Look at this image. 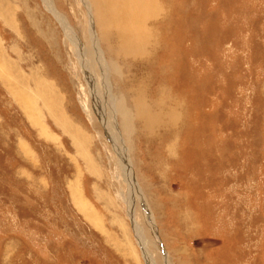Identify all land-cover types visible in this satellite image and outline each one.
<instances>
[{
    "label": "rangeland",
    "instance_id": "rangeland-1",
    "mask_svg": "<svg viewBox=\"0 0 264 264\" xmlns=\"http://www.w3.org/2000/svg\"><path fill=\"white\" fill-rule=\"evenodd\" d=\"M157 2L115 55L93 0H0V264H264V0Z\"/></svg>",
    "mask_w": 264,
    "mask_h": 264
},
{
    "label": "bare ground",
    "instance_id": "bare-ground-1",
    "mask_svg": "<svg viewBox=\"0 0 264 264\" xmlns=\"http://www.w3.org/2000/svg\"><path fill=\"white\" fill-rule=\"evenodd\" d=\"M157 1L158 0H93V4L95 7V11H96V17L98 21L97 23L99 24V27L101 28L102 37L104 39L106 38V40L107 39L109 40L110 37L116 36L117 46L118 47L121 46L120 48L117 49V51L113 50L115 55H116V52L117 54H123L125 52L126 54H133V53L141 54L142 51L145 52V50L147 49L149 45V37L147 34H143L146 28L144 25L147 19H151V18L156 17L157 15H160L159 13L161 11V5ZM48 7H49V10L52 12L49 4H48ZM61 26L63 27L65 33L70 38H73L72 31L69 29V27L64 21L61 22ZM94 50H95L94 55L96 57V63L99 64L101 71L103 73V81L101 82V85L100 84L98 85L97 82L93 80V77L90 74L89 69H88L89 61H87L85 57H80V59L82 60V66L84 68L85 75L89 81L91 88H93L97 101H99V103L103 105V102H102L104 100L103 97L108 95L109 90H110L109 89L110 87L106 80L107 79L106 77L107 66L105 62L103 61L102 53L100 49L97 46H95ZM120 58L121 57H115V59H120ZM124 58L136 59L137 57H124ZM113 67L115 70L119 71L118 68H115V66ZM101 105L100 107L102 109ZM114 106H115V102L113 101L111 107H114ZM135 112H136L135 113L136 116H138L139 118L140 117L145 118L144 119L145 120L144 122L146 125L145 128H147L148 131L150 130V132L154 128L153 123L155 124L158 121V118H161L151 113V110L146 106L145 101L142 97L137 98V101L135 104ZM120 115L122 114L120 113ZM177 116H178L177 112H175L173 109L169 110L167 112V117H168L167 125L172 126L175 123ZM104 120H106V117ZM127 120L128 119H126V122ZM108 121H109L108 124L110 123L108 128H110L112 138L115 142H117V145H118V153L121 156L122 166L125 172V178L128 184L130 185V187H132V189L134 190V182H133V177L131 173L130 163L128 161V156L125 155V152L122 150L123 149L122 142L118 138V134H116L117 133L116 124L114 123V121H112V118L108 119ZM131 217L133 219V213ZM139 230L140 229L136 228V233L140 237L141 235L139 233L140 232ZM142 245L144 246V244ZM145 248L146 247L144 246V249H143L144 253L146 250ZM146 261L148 264H152L149 260L146 259Z\"/></svg>",
    "mask_w": 264,
    "mask_h": 264
}]
</instances>
